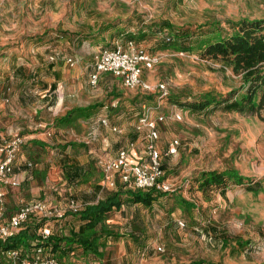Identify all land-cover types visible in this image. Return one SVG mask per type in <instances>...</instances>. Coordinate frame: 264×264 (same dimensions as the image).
Masks as SVG:
<instances>
[{"label": "rangeland", "instance_id": "1", "mask_svg": "<svg viewBox=\"0 0 264 264\" xmlns=\"http://www.w3.org/2000/svg\"><path fill=\"white\" fill-rule=\"evenodd\" d=\"M240 18H264V0H0V58L13 55L23 61L22 81L13 77L8 82L21 91L23 102L33 106V101L42 100L44 88L54 79L71 92L86 80L85 102L96 106L87 121L68 125L54 122L51 113L41 115L48 123L39 125L30 139L38 141L32 162L45 168L38 184L45 176L65 177L60 165L72 159L75 164L89 163L85 176L96 180L117 145L144 144L145 129L135 127L143 103L151 118L164 117L157 122L161 152L171 139L179 141L177 152L164 157L162 165L163 179L172 191L157 197L150 208L137 209L150 219L141 246L130 237L109 240L106 250L114 264H264V106L256 114L222 105L195 111L187 105L208 92L238 101L246 93L242 74L221 60L201 57L195 49L201 37L215 29L231 32L230 22ZM130 33L159 55L154 67L143 68L142 80L163 83L166 95L127 88L109 73L90 84L100 47L114 39L125 42ZM167 36L176 38V44L167 45ZM179 40L182 45H177ZM184 45L194 49L177 47ZM69 57L75 61L72 66L66 62ZM74 57L82 69L88 67L86 79L29 73L37 62L74 69ZM15 95L7 94L8 100L2 102L17 101ZM56 113L60 116L63 110ZM204 170H233L253 182L203 193L193 177ZM178 196L187 204H181ZM46 227L52 231V222Z\"/></svg>", "mask_w": 264, "mask_h": 264}, {"label": "crops", "instance_id": "2", "mask_svg": "<svg viewBox=\"0 0 264 264\" xmlns=\"http://www.w3.org/2000/svg\"><path fill=\"white\" fill-rule=\"evenodd\" d=\"M51 57L52 56H50V58ZM78 57H74L77 63L74 69H66L58 66L56 63L37 62L35 67L32 68L29 73H32L33 75L47 74L53 76V78L65 74H69L71 77L81 75L86 79L88 67L82 69L79 64L80 57ZM40 66L46 68H41ZM23 72V61H20L18 57L14 58L12 55L8 58H0V131L11 135L23 134L27 138V142L22 146V149L13 165L14 174L19 180V185L21 184V187H7V194L5 197V215L7 217L13 215L21 203L35 199H43L49 204L61 208L63 207V204L66 206V202L68 200L67 196H70L75 198L77 202L81 203L82 209H84L88 206L97 204L101 200H105L108 197L118 194L116 199L121 201L120 205L118 207H113L105 213L101 223L95 227V232L100 235L98 241L99 246L96 247V250L100 253H94L93 250L89 249L85 250L82 246L75 243L70 244L69 247L68 245L62 246V248H68L62 251L58 250L53 253L62 264H114L111 258H109V254L106 250V246L110 243L109 240L112 241L130 237L132 241L136 243V246H141V241L146 236V232L150 230V219L145 213L139 214L137 209L140 208V206L148 209L151 205L144 206L140 203H134L127 200V190L133 191L136 189H133L128 184L122 183L118 178H116V183L113 187L105 185L102 181L101 168L99 177H95L96 180H92L90 177L85 176V174L88 173L87 170L89 169V163L75 164L73 159L69 164L60 165L61 171H63L62 167H65V177L59 176L58 180H53V178L49 179L48 176H45V181H42L43 177L41 175L44 174L45 168L38 167L37 164L31 160L32 151H34V144L38 143V141L30 140L32 135L35 134L34 130H36L39 125L48 123V121L41 115L52 114L55 122V118L64 115L72 108L86 107L93 104L85 102L87 90L86 80L78 89L73 88V91L71 92L70 90H67L66 87L60 85L58 80L56 81V79H54L51 82H48L47 86L44 88L45 93L40 96L42 100L33 101L34 104L31 106L28 100L23 102L22 97L19 94L20 90L16 88L15 85L8 83L10 78L12 82L13 77H15V79L19 81L18 83H20V81H22L20 78L24 76ZM24 88L25 86L23 89ZM23 92L25 93V89ZM9 93L16 94L15 97L17 101L11 99L7 103L2 102V100H8L7 94ZM31 97L32 96H29L28 99ZM56 110L59 112L60 110H63V113L60 116H57L58 113H56ZM92 112L87 116L76 117L69 123L58 124L68 125L77 123L78 121H87L88 118L91 117ZM67 145L70 147V145H76V143H68ZM113 145L115 146L116 144ZM35 146H37V144H35ZM65 147L62 148L64 149ZM122 147L123 146L117 145V149L113 154L115 155ZM158 147L162 150L159 144ZM111 150L112 148L110 151ZM88 152L91 151L88 150ZM92 158L93 157H91V159ZM145 159V144L135 143L134 149L131 151V161L136 163ZM38 176L39 178H42L41 184H38ZM59 184H63L64 187H58ZM24 199H27V201H23ZM11 207L13 208L12 211L10 209ZM7 212L13 213L9 215ZM44 221V226H47V224L52 222L51 234L65 237L70 235L72 231H77L79 227L87 221V219L81 217L79 214H75L67 210L64 212V215L60 217ZM61 245H64V243ZM137 248L140 252V248ZM0 255L4 259L3 263L5 264L6 261L2 251H0Z\"/></svg>", "mask_w": 264, "mask_h": 264}, {"label": "built area", "instance_id": "3", "mask_svg": "<svg viewBox=\"0 0 264 264\" xmlns=\"http://www.w3.org/2000/svg\"><path fill=\"white\" fill-rule=\"evenodd\" d=\"M158 61V54L148 51L135 40L127 39L121 42L119 39H114L111 45L100 47L89 73V82L94 86L101 74L109 73L127 88L140 87L145 92L164 96L166 87L163 83L152 84L142 80L143 68L150 69ZM66 62L70 66L74 64V60L70 57ZM149 109L146 103L142 104V112L135 126L137 131L142 129L146 131L144 135L146 159L136 163L131 161V151L135 144L130 141L127 146L120 148L114 157L102 163V181L105 185L113 187L118 178L122 183L136 190L172 191L170 184L163 179V157L174 155L179 141L175 138L171 139L166 150L161 152L157 145V122L163 121L164 117L158 115L156 118H151ZM101 122L106 124L105 119H101ZM112 130L118 131L116 127H112ZM24 143L25 138L22 135H11L0 131V240L15 235L32 217L47 220L60 217L67 210L75 213L82 208V204L73 198L68 199L64 210L43 199H35L21 203L13 215L9 217L5 215L7 187H17L20 183L14 174L13 165ZM38 233L45 239L51 234V230L42 226ZM2 254L5 264H62L50 251L49 246H34L30 250L21 247L11 248L3 250Z\"/></svg>", "mask_w": 264, "mask_h": 264}, {"label": "trees", "instance_id": "4", "mask_svg": "<svg viewBox=\"0 0 264 264\" xmlns=\"http://www.w3.org/2000/svg\"><path fill=\"white\" fill-rule=\"evenodd\" d=\"M164 23L165 27L171 26L168 22ZM229 25L231 32L223 34L220 29H215L208 36L201 37L196 43L195 49L198 50L201 57L221 60L226 65H229L233 72L242 74L247 91L239 101L226 98L218 99L214 94L204 93L195 101L188 103V108L201 111L208 107L222 105L228 110H247L251 113L259 114V109L264 106V18H240L237 21L230 22ZM127 37L130 40H135L131 33ZM175 39L167 36V45L176 44ZM181 41L183 40H179L177 45H182ZM177 47L187 51L194 49L188 45ZM94 108L95 104L72 108L64 115L55 118V122L61 124L69 123L76 117L90 115ZM193 182L196 183V189L206 193L209 190H223L230 184H248L250 186L253 180L233 170H204L193 177ZM167 193L169 192H161L155 189L147 191L127 190L126 199L144 206H150L157 197ZM117 195L75 212V214L81 215L87 221L77 231H72L70 235L65 237L50 234L43 239L39 235L38 230L44 226L45 221L32 217L15 235L5 240H0V251L20 247L30 250L34 246H49L50 251L55 253L58 250L67 249L70 244L75 243L82 246L85 250H93L94 253L98 254L100 252L96 250V247L99 246L100 235L95 232V227L101 223L105 213L120 205L121 201L116 199ZM177 200L181 204H187L186 200L180 196H178ZM62 243L64 245H61ZM65 245H68V247L62 248ZM188 264L205 263L198 261Z\"/></svg>", "mask_w": 264, "mask_h": 264}]
</instances>
